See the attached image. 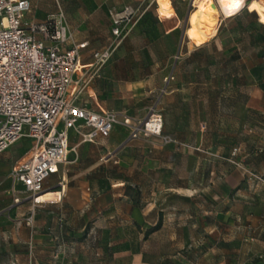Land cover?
Instances as JSON below:
<instances>
[{
  "label": "rangeland",
  "instance_id": "rangeland-1",
  "mask_svg": "<svg viewBox=\"0 0 264 264\" xmlns=\"http://www.w3.org/2000/svg\"><path fill=\"white\" fill-rule=\"evenodd\" d=\"M193 1L170 0L172 9L162 14L156 0H65L59 16L53 0H36L23 21L60 19L71 37L88 41L92 51L112 40L110 12L130 6L137 23L128 31V42L139 44L141 33L157 39L149 50L157 61L168 52L177 53L184 29L183 50L188 42L190 48H200L196 40L207 42L194 28ZM257 1H247L246 12ZM159 5L165 8V2ZM218 11L216 35L202 46L205 62L194 58L195 64L183 69V79L208 92V119L211 125H221L204 130L205 139L208 145H220L221 158L206 156L202 144L195 149L196 171L190 172L186 144L156 140L162 132L157 138L124 141L129 130L117 117V129L99 139V145L68 154L69 163L60 172L65 173L64 187L56 185L57 179L45 186L46 193L60 194L53 196L54 204L32 210L29 203H13L14 211H0V264H128L135 253L146 255L150 264H208L218 257L232 264H264V43L255 41L257 28L248 13L231 19L233 15ZM253 11L257 24H264L259 11ZM154 16L165 29H174L175 37L159 39ZM222 56L224 70L219 65ZM218 103L226 112H216ZM238 103L247 110L246 123L256 129L239 128L241 116H234L233 110ZM150 138L166 147L159 153V166L153 154L144 155L142 146L129 143ZM72 142L74 147L77 138ZM27 147L21 140L3 153V161L15 162ZM207 170L228 178L239 172L241 181L223 190L217 178L206 177ZM209 179L216 191H201ZM157 224L159 229L145 236Z\"/></svg>",
  "mask_w": 264,
  "mask_h": 264
},
{
  "label": "built area",
  "instance_id": "built-area-1",
  "mask_svg": "<svg viewBox=\"0 0 264 264\" xmlns=\"http://www.w3.org/2000/svg\"><path fill=\"white\" fill-rule=\"evenodd\" d=\"M32 1L0 0V156L21 140L29 143L13 163L9 180L14 184L13 203L26 202L34 210L49 201L40 200L45 182L76 152L71 135L78 145L95 144L117 125V114L97 105V111L92 110L81 96L137 21L130 6L110 12L112 40L83 64L87 43L73 42L60 19L23 21ZM53 1L62 16L65 0ZM123 123L130 139L161 137L163 120L154 110L141 121L123 118ZM260 234L264 238V228Z\"/></svg>",
  "mask_w": 264,
  "mask_h": 264
},
{
  "label": "crops",
  "instance_id": "crops-1",
  "mask_svg": "<svg viewBox=\"0 0 264 264\" xmlns=\"http://www.w3.org/2000/svg\"><path fill=\"white\" fill-rule=\"evenodd\" d=\"M160 1L163 3L165 2V8L163 10L160 8ZM156 3L158 10L160 9L159 11L162 14L165 13L164 11L167 13L172 9L170 0H156ZM169 8L170 10H168ZM152 21H154V24L157 27L155 29L157 30L159 39H167L173 36L175 37L174 29H165L160 20H157V18L155 19V16L152 18ZM68 34L71 36L69 32ZM126 35H128V33ZM184 36L185 34L181 35V38L177 39V53L173 54L168 52L162 58H158L156 61L153 54L149 52V50L153 48L157 39H148L145 34L141 33L137 35L138 39H140V43L130 44V42H128V37H130L129 34L122 40L118 48L113 53V56L108 60L102 69L101 73L94 77V79L91 81L86 91L82 94L81 101H87L88 107L92 110L97 111V106H99L103 110L111 111L117 114V117L119 118H129L132 121L143 120L151 110L159 112L163 118V134L162 138H158L156 140L161 142L163 138H168L175 144H186L188 146L186 149L188 159L187 170L191 172L196 171L195 149H200L202 144L207 147V149L203 150L207 151L204 153L206 156L213 158L215 157L218 159L221 158L220 145L215 146L209 144V146L205 139L206 134L204 133V130H209L211 126H213L215 129H220L221 124L217 122L211 125V122L208 119L210 113V99L208 98V92L203 88H195V85L198 84L194 80L183 79V69L195 64L194 57L190 58V56L199 49L196 47L190 48L189 45L191 43L188 42L186 43V47L183 50L182 43ZM72 40L75 43H87L86 49L82 51V62L83 64H88L91 62V54L96 50H89L88 41L77 42L73 38ZM195 42L197 43L194 44L200 47L206 44L208 41L201 42L199 39ZM180 48L182 49L181 51H179ZM169 76H171L172 80L174 81L173 83L177 84V86L174 87L173 83H169L168 85L167 81L165 80ZM178 84H181L182 87H178ZM215 110L217 113H220L221 111L226 112L225 106L223 108L221 103L217 104ZM233 110L234 116H241V121H239L240 129H256V127L248 125V123H246L244 120L247 110L243 105L238 103L235 105ZM116 129L117 126L114 125L111 133ZM128 135L124 136V141L128 139ZM218 136L219 134H217V137ZM75 138L76 137L71 135V145L73 143L72 140ZM156 140L152 141L151 138L147 140L143 139L138 141L137 144L133 143L134 140H129V143L131 145L142 146V153L144 155L153 154L155 166H159L162 162L159 157V153L166 149V147L164 148V146ZM150 144L155 145L154 148H147V146ZM94 145L97 146L99 143L97 142L96 144L78 145L77 140V143L74 144L76 149L78 147L85 146L82 149L83 152L89 147L95 148ZM27 148L23 151V153L27 150ZM176 150L181 151L182 149L180 148ZM216 151H218V155ZM2 155L0 156V211L4 212L8 210L11 212L14 211L12 206L14 205L12 192L14 184H12V182L9 180V173L12 169L14 161L8 159L7 162H4ZM62 167L56 175L51 176L45 182V186L57 179L58 182L56 185L58 187H64L63 175L65 173L60 175ZM206 177L212 179L217 178L219 181L218 185H220L218 187L220 188L221 185H223V190H225L226 186L228 185L230 187H236L241 181L239 172H237L236 175L230 176L228 178L219 172L218 174H214V172L211 170L207 172ZM221 180L222 184L220 182ZM216 187L217 186L215 184H211V179H209L207 184L201 186V191L205 189H212V191H216ZM15 188L18 191L20 189L19 186H16ZM54 195L58 196L60 194L58 192L45 193V195H43V200L49 201L42 203L36 208H39L43 205L54 204L55 201H52ZM18 208L19 207H17V209ZM261 239L264 242V238L261 237ZM128 264H150V262L148 261L146 255L142 253H135L130 257ZM208 264L232 263L224 257H218V259Z\"/></svg>",
  "mask_w": 264,
  "mask_h": 264
},
{
  "label": "bare ground",
  "instance_id": "bare-ground-1",
  "mask_svg": "<svg viewBox=\"0 0 264 264\" xmlns=\"http://www.w3.org/2000/svg\"><path fill=\"white\" fill-rule=\"evenodd\" d=\"M247 1L249 0H245V3ZM216 2L215 0H194L192 3L193 8L196 10L194 13V19H195L194 28L196 29L197 33L200 35L203 41H209L212 38H214L216 35V30L219 25L218 24L219 23L218 8L220 10H223V8L220 5L219 0H217ZM245 3H244V6H245ZM256 3L259 4L261 8H264V3L262 0H259ZM43 195L40 198L41 201H44Z\"/></svg>",
  "mask_w": 264,
  "mask_h": 264
},
{
  "label": "trees",
  "instance_id": "trees-1",
  "mask_svg": "<svg viewBox=\"0 0 264 264\" xmlns=\"http://www.w3.org/2000/svg\"><path fill=\"white\" fill-rule=\"evenodd\" d=\"M246 13H248L247 14L248 17L253 18L254 24L256 25V28H257L258 36H257V39L255 41L259 45L263 44L264 43V24H257V22H256V14L254 13V11L253 12H246V10H241V11L237 12L236 14H234L232 17H229V18H231V19H239V18H241V16L243 14H246ZM258 18H259V15H258ZM204 45H202V46H204ZM202 46H200V48L198 50H196L193 54H191L190 58L194 57L199 62H201V61L205 62V55H204V51H203ZM204 62H203V64H204ZM219 65L221 66L222 70L225 69L224 56L220 57ZM158 229H159V224H157V225L153 226L152 228H150L149 230H147L145 232V236H147V235H149L151 233H154Z\"/></svg>",
  "mask_w": 264,
  "mask_h": 264
},
{
  "label": "clouds",
  "instance_id": "clouds-1",
  "mask_svg": "<svg viewBox=\"0 0 264 264\" xmlns=\"http://www.w3.org/2000/svg\"><path fill=\"white\" fill-rule=\"evenodd\" d=\"M219 2L224 10V14L231 16L244 6L245 0H219ZM253 9L259 11L261 22H264V8H261L259 4L253 2L249 7V11Z\"/></svg>",
  "mask_w": 264,
  "mask_h": 264
},
{
  "label": "water",
  "instance_id": "water-1",
  "mask_svg": "<svg viewBox=\"0 0 264 264\" xmlns=\"http://www.w3.org/2000/svg\"><path fill=\"white\" fill-rule=\"evenodd\" d=\"M187 17H188V15H187ZM187 17H186V23H187ZM184 31H185V29L183 30L182 35H184Z\"/></svg>",
  "mask_w": 264,
  "mask_h": 264
}]
</instances>
